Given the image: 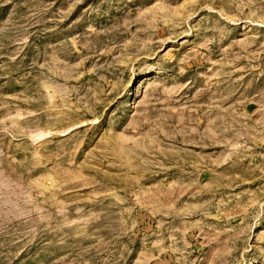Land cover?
Returning a JSON list of instances; mask_svg holds the SVG:
<instances>
[{
    "label": "rangeland",
    "instance_id": "obj_1",
    "mask_svg": "<svg viewBox=\"0 0 264 264\" xmlns=\"http://www.w3.org/2000/svg\"><path fill=\"white\" fill-rule=\"evenodd\" d=\"M0 264H264V0H0Z\"/></svg>",
    "mask_w": 264,
    "mask_h": 264
}]
</instances>
